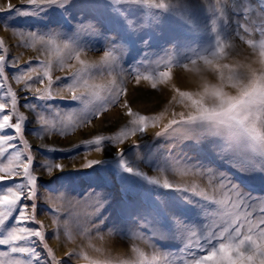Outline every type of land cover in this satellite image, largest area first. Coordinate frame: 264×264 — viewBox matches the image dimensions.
Here are the masks:
<instances>
[{
  "label": "snow or ice",
  "instance_id": "snow-or-ice-1",
  "mask_svg": "<svg viewBox=\"0 0 264 264\" xmlns=\"http://www.w3.org/2000/svg\"><path fill=\"white\" fill-rule=\"evenodd\" d=\"M104 3L119 17L128 35L149 28L160 13L177 14L184 23H192L186 14L184 0H170L169 3L163 0H104ZM76 5L77 0H21V6H18L7 0L5 6H0V14H8L0 18V28L20 36L24 46L36 47L38 42V52L55 46L63 53L56 65L37 57L35 65L29 60L27 66L21 68L17 58L9 54L5 41L0 39V246L4 249L0 251V264H72V260L81 255L88 259L87 254L71 251L64 259L58 260L48 246L49 234L37 220L43 177L51 176L53 170L63 172L66 167L48 159L41 160L39 156L63 151L72 153L79 149L97 153L114 149L113 159L117 162L120 178L133 183L139 181L152 192V199L160 206L157 217H142L137 220V225L149 235L154 247L168 239L183 240V247L178 249L180 258L177 264H264V195L252 194L230 173L199 159L193 160L185 152L188 146L199 152L210 151L221 159L226 158L229 167L242 175H264V39L259 44L253 39L247 40L256 59L237 60L235 57L239 53L216 32L217 21L213 18L211 31L216 35L207 48L203 51L193 48L191 55H186L183 60L170 59L165 70L141 75L131 66L124 67L128 55L124 36L120 32L106 31L92 20L81 19L73 26L71 36H66L59 23L50 20L29 28L16 24L18 18L40 19L52 12L61 16L69 14L65 18L67 23L73 19L71 12ZM137 8L145 9L141 19L135 18ZM239 28L237 24L233 38L244 40ZM259 32L264 37V26L259 27ZM100 40L104 50L100 60L89 62L82 59L83 52L99 50L89 41ZM73 60L76 64L70 62ZM173 65L198 74L200 79L194 91L172 86L175 94L169 103L173 108L179 105L184 110H173L171 119L156 133L157 140H163V147L162 158L155 170L161 175L174 176L183 168L198 173L201 178H210L202 190L182 186L168 178L161 181L149 176L128 159L129 152L139 149L138 143L128 144L126 148L117 147L125 145L137 134L143 137L150 124L156 127L162 119V116L143 115L133 110L129 100L124 98L128 95L124 75L134 79L137 86L142 81H150V88L158 90L172 79ZM57 67L60 71L68 70L69 74L54 76ZM113 73L120 76L119 82L115 77L107 86L93 82ZM10 79L20 86L18 91L13 90ZM36 84L41 87H34ZM57 100L84 106L82 115L70 125H63L62 121L60 127L52 125L61 136L68 127L73 130L88 127L111 106L125 109L129 121L115 135L96 134L68 149L49 146L42 141L33 151V146L25 139L29 132L27 125L33 124L47 131L49 122L44 113L51 112ZM21 107L27 110V114L19 111ZM21 144L25 151L17 150ZM79 155L81 153L75 151L67 159L74 161ZM84 158L86 162L81 165L82 169H92L106 162ZM137 159H142L138 153ZM17 178H20L19 182ZM157 189L168 195L175 208L194 205L203 223L198 228L190 227L175 214L169 215ZM73 198L88 205V211L83 215L84 239L104 242L99 246L86 245L102 257L91 260L90 264H122L107 253L105 236L102 235L107 228L122 241L130 238L121 222L113 223L110 228L107 226L103 212L111 204L110 195L103 189L90 187ZM32 224L38 227H31ZM55 235V232L51 234L52 237ZM131 251H138L135 243L131 245ZM164 255L168 253L165 251Z\"/></svg>",
  "mask_w": 264,
  "mask_h": 264
},
{
  "label": "rangeland",
  "instance_id": "rangeland-1",
  "mask_svg": "<svg viewBox=\"0 0 264 264\" xmlns=\"http://www.w3.org/2000/svg\"><path fill=\"white\" fill-rule=\"evenodd\" d=\"M0 1V6H5L7 0ZM11 2L14 5L21 6V0H11ZM155 2H161V0H155ZM163 2L169 3L170 0H163ZM184 2L186 14L192 21L191 24L184 23L177 14L160 13L158 19L154 21L149 28L132 35H128L124 32L119 17L116 16L109 7L105 6L104 0H77L76 8L71 12L73 19L69 20L67 23L65 22V18L69 14L65 13L64 16H61L59 13L52 12L48 16L40 19L21 17L16 20V24L23 28H29L33 25H43L50 20L52 23H59L63 27L66 36H71L73 26L81 19L84 21L92 20L98 25H102L104 30L120 32L121 35L124 36L128 52L124 67L127 69L131 66V68L138 71L141 75H148L165 70V66L170 59L183 60L186 55H191L190 50L193 48H197L201 51L207 48L210 43L214 42L216 35V33L211 31L210 21L213 18L217 21L215 25L216 32L226 42H236V40H238L252 50L247 44L248 39L255 40L257 44H259L261 39H264V37L260 36L259 32V27L264 26V2H262V0H184ZM221 9L223 10L222 12L220 11ZM144 11L145 9L143 8H137L135 10V18L141 19ZM7 16V13L0 14V18ZM237 24L240 25L239 34L244 36V40L233 38ZM3 31V28H0V32ZM8 32L11 34L10 40L1 37L0 39L5 41V46L8 47L9 54L17 58L18 66L21 68L26 67L29 60H32L35 65L37 57H39L41 61H48L49 54L46 53L45 50L38 52L36 50L37 47H26L23 45V40L20 36L12 35L11 31ZM145 41L148 43L145 44ZM18 43L19 46H16ZM89 43L99 50L85 51L87 54L101 56V54L104 53L102 40L89 41ZM27 55L28 57L25 58ZM44 56L47 58H43ZM55 60L56 59H54L53 62H55ZM57 61L58 59L56 62ZM138 61L139 63H137ZM189 67H191V65H189ZM171 71L172 79L166 86L161 85L158 90H152L150 88V81H142L141 85L137 86L134 79L126 74L124 75L123 79L128 89V95L124 97L125 99L130 101L129 97H132L133 95L135 96L138 91H143L142 95H140V101H138L139 104L141 103L143 105V108H140L139 105L136 107L131 106L134 111H138L143 115H158L162 111V107L158 105L160 107L154 110L153 103L155 100L153 96L155 97L158 95L160 98L162 97V104L164 102L169 103L172 96L175 94L172 91L173 85L185 91L196 90L200 79L198 74L175 65L172 66ZM63 72L64 71L57 69L53 75L64 76L69 74H61ZM112 76L114 78L117 75L116 73H113ZM117 78V81L119 82L120 76H117ZM9 83L14 91H18V85L14 81L10 79ZM34 87L41 86L36 84ZM164 89L167 90L166 95L161 91ZM55 105L56 107L51 112L44 113L49 122L48 129L50 132L40 136V133L43 132V128L33 126V124L27 125L29 132L26 134L25 139L28 140L30 145L33 140L32 136L37 138L45 136L44 140H49L50 136H52L59 142L65 141L70 137L85 134L88 130H92L95 127H104L105 130H102L99 134L115 135L129 121L125 109L119 106H111L107 112L101 114L99 118L94 119L92 124L88 127L76 128L75 130L68 127L65 129V135L61 136L59 131H54L52 129V125L56 124L57 127H60V121L63 122V125H70L72 120L78 119L80 117L79 115H82V109L84 106H80L79 104L72 105L68 100H57ZM10 107L11 105L9 103V108ZM89 107L92 106L89 105ZM173 110L182 111L184 109L179 105H176L175 108L168 111V114L165 116L166 120L161 121L156 127H152L150 124L143 137H140V135L137 134V136L130 137L129 142L125 145H117V147L126 148L128 144L138 143L140 145L139 149L129 152L128 159L130 162L147 172L149 176L158 178L161 181L168 178L170 181L181 184L182 186H191L198 190H202L205 185L209 183L210 178H201L199 175L197 180H192V178H190L189 181H182L179 180V177L176 175L172 176L168 173L161 175L155 170L156 164L162 158L160 153L163 147V140H157L156 133L161 131L163 125L167 124L171 119V113ZM19 111L27 114V110L22 107L19 108ZM37 133H39V135H37ZM17 150L25 151L22 144ZM34 150L35 146H33V151ZM75 151L83 153L87 152L84 149L74 150L73 152L75 153ZM185 152H187L193 160L199 159L205 164H211L218 169L230 173L237 183L252 194L257 196L264 195V175H256L253 177L242 175L229 167L226 158L221 159L210 151L199 152L194 147L188 146L185 148ZM72 153H69L68 151L46 153L40 155L39 159H48L51 161L61 160V158L67 159ZM137 153L142 159H137ZM113 157L109 160L104 159L106 163L96 165L92 169L77 168L79 166L72 169L68 168L64 169L63 172H58L53 178L42 181L43 184L41 190L43 193L45 192V194L49 196L51 195L55 202H61L64 200V203L66 204V206H51L47 196H45L46 198L41 196L38 201L39 207L37 210V220L43 224L44 231L50 236V238L47 239L48 246L53 250L58 260L64 259L65 254L71 251H78L82 254H87V260L81 255L79 259L74 258L72 264H90L91 260L102 259L99 254L91 251L89 247H86L88 244H95L96 246L97 241L84 239V236L82 237V229L84 226L83 215L88 211L87 202L83 201L85 204L80 206L76 205V201L74 202L73 200L74 195L84 193L92 187L97 190L103 189L112 191L115 195V198L113 196L111 197L115 200L111 202L110 206L103 212V217L106 218L107 226L110 228L113 223L121 222V227L129 232V240L141 239L142 242H145L144 245L146 248L144 247L142 251H138L135 258L129 256L134 260H129L131 258L122 259L118 257L122 264H132L133 261L134 264H177V261L180 258L178 249L183 247L184 241L168 239L160 241L156 248L153 247L149 235L141 230L137 225V220L148 216L155 219L160 206L156 205L155 201L152 199V192H150L143 183L139 181L133 183L131 180L125 181L120 178L117 174V162ZM257 159H259V157H257ZM68 164H71V162H68ZM19 179L20 178H17L18 182ZM106 181L110 183H107ZM156 192L159 194V198L163 202V206L169 215L175 214L190 227L198 228L203 223L202 217L194 205L175 208L168 200V195L162 189H157ZM59 225L62 230L61 238L63 240L65 239L64 241H66V243L60 250H57L52 243H56L59 234H56L54 237H52L51 234L57 231ZM254 225L255 221L252 222L253 227ZM30 226L38 227V225L35 224ZM71 232H73V238L70 237ZM76 233L78 235H76ZM92 235L94 237L95 233ZM102 235L105 236V240H109L108 238L111 240L119 239L118 236H113L109 233L107 228L103 230ZM3 250V247L0 246V251ZM165 251L168 253L167 256L164 255ZM139 258H141V260Z\"/></svg>",
  "mask_w": 264,
  "mask_h": 264
},
{
  "label": "bare ground",
  "instance_id": "bare-ground-1",
  "mask_svg": "<svg viewBox=\"0 0 264 264\" xmlns=\"http://www.w3.org/2000/svg\"><path fill=\"white\" fill-rule=\"evenodd\" d=\"M1 2V1H0ZM6 5V4H5ZM0 37L1 38H4V39H7V40H10V37H11V34L9 33V32H0ZM31 43V42H30ZM227 43H229V44H231L232 46H233V50L234 51H236V52H238L239 53V55L238 56H236L235 57V59H237V60H241V61H243L245 58H252V59H256L257 57H256V54L249 48V47H246L245 45H243V43H240V41H238V40H236V42H231V41H228ZM36 47H39V44H38V42L36 43ZM50 51V52H49ZM46 53H48L49 54V57H48V61H51L54 65H56L57 64V62H56V60L58 59H60V57L63 55V53L62 52H58L57 50H56V47L55 46H52V47H50V48H48V50L46 51ZM104 54V53H103ZM103 54H101V56H99V55H96V54H87L86 52H83L82 53V56H81V58L82 59H85L86 61H89V62H94V61H99L100 60V58L103 56ZM26 57H28V55L27 56H25V58ZM43 58H47L46 56H44ZM54 59H56L55 60V62H53L54 61ZM71 63H73V64H76V62L73 60V61H70ZM77 67H79V65H76ZM58 68H56V70H57ZM55 70V71H56ZM74 70V69H73ZM54 71V72H55ZM65 73H69V71H64L63 73H61V74H65ZM115 78L116 79H118L117 78V76H115ZM113 79V76L111 75V76H108V75H106V76H104V77H99V78H97V79H95L93 82L94 83H96V84H99V85H101V86H107L108 84H109V81H111ZM165 88V87H164ZM19 89V85H18V87H17V90ZM161 91H163V93L166 95L167 94V90H161ZM142 93H143V91H138V93H136L135 94V96L133 95L132 97H129V99H130V103H131V106H133V107H136V106H138L139 105V107L140 108H143V105L140 103L139 104V102L138 101H140V95H142ZM153 98H154V100H155V102L153 103V108H154V110H156V108H159L160 106L162 107V111L158 114V116H162V119H161V121H164V120H166V115L168 114V111L170 110V109H173L172 108V105L170 104V103H163L162 104V97L160 98V96H153ZM161 99V100H160ZM159 100V101H158ZM156 101H158V102H156ZM162 104V105H161ZM158 105H160V106H158ZM80 106H82V105H80ZM79 106V107H80ZM160 111V110H159ZM176 112H179V110H176ZM45 115V114H44ZM79 116H81V115H79ZM46 117V116H45ZM164 118V119H163ZM54 119V118H53ZM105 119V118H104ZM103 119V120H104ZM160 121V122H161ZM33 126H36V125H33ZM102 130H105L104 129V127H100V128H98V127H95L94 129H92V130H88L85 134H82V135H78V136H74V137H70V138H67L65 141H57L56 140V138H54V137H52V136H50V139L49 140H44L45 138V136H42V137H40V138H37V137H34V136H32L33 137V140H32V142H31V145H33V146H36V145H39L42 141H43V143H45V144H47V145H53V146H55V147H60V148H64V149H68V148H71L73 145H75V144H77V143H81L84 139H86V138H88V139H90V138H92L94 135H96L97 133L99 134V132H101ZM42 133H40V136L41 135H44V134H46L47 132H50L49 131V129H47V131H45L44 129H42ZM129 142V141H128ZM127 142V143H128ZM81 153V155H79V156H77V158L74 160V161H72V160H69V159H61V160H54L53 162H58V163H62V164H64L66 167H65V169H68V168H76L77 166H79V167H77V168H80V169H82L81 168V165L83 164V163H85L86 161H85V156H86V158H87V160H104V159H110V158H112L113 156H115V151H114V149L113 150H110V151H108L107 153H97V152H95V151H87V152H80ZM75 153L73 152L72 153V155H74ZM42 160H44V159H42ZM68 162H71V164H68ZM106 163V162H105ZM68 164V165H67ZM191 171H186V170H184L183 168H180V169H178V172H177V174H175L177 177H179L178 179L179 180H182V181H189V179L190 178H192V180H197L198 179V177H199V174L198 173H194V172H191L192 173V175H191V173H190ZM56 174H58V171H53V173H52V175L51 176H47V175H45L44 177H43V179L44 180H48V179H51V178H53ZM39 175V174H38ZM105 182V181H104ZM107 183H110V182H108V181H106ZM109 186V185H108ZM104 191H106L109 195H110V197H114L115 198V195L113 194V192L112 191H107V190H104ZM45 196H47L48 197V200H49V202L51 203V206L53 205V206H55V207H57V206H60V205H65L66 206V204L64 203V200L63 201H61V202H55V200L53 199V197L50 195H47V194H45V192L43 193V195H42V197L43 198H46ZM73 200H74V202L76 201V205H80V206H82V205H84L85 203L83 202V201H77V200H75L74 198H73ZM115 199H113V198H111V202H113ZM83 203V204H82ZM67 206H69V205H67ZM69 207H71V206H69ZM114 220V219H113ZM70 224V223H69ZM122 224V223H121ZM56 234H59V236L57 237V239H56V243L54 242V240H53V242L54 243H52L53 245H54V247H55V249H57V250H60L61 248H62V246L63 245H65V243H66V241H64L62 238H61V234H62V230H61V227H60V225H59V228L57 229V231L55 232ZM76 235H78L77 233H76ZM135 236V235H134ZM139 236V235H138ZM137 236V237H138ZM70 237H72L73 238V232H71L70 233ZM82 237H83V235H82ZM107 237V236H106ZM140 237V236H139ZM138 237V238H139ZM108 238V237H107ZM133 238V237H132ZM109 240H106V244H105V248L107 249V253H109L110 255H111V257H113V258H118V257H120V258H127V259H129V258H131V257H129V256H132L133 258H135V255H137L136 253L138 252V251H142V249H144V247H145V245H144V243L145 242H142V240L141 239H138V240H134V239H128V240H126V241H122L120 238L118 239V240H111L110 238H108ZM88 240H92V239H88ZM78 241V240H77ZM100 243H104L103 241H100V242H97L96 243V246H99V244ZM133 243H135L136 244V247H137V249H138V251L137 252H135V253H132V251H131V245L133 244ZM152 244V243H151ZM154 247V246H153ZM146 248V247H145ZM154 248H156V247H154ZM157 250H158V248H157ZM151 251V250H150ZM160 251V250H159ZM148 252V251H147ZM142 256V255H141ZM140 256V257H141ZM147 256V255H146ZM133 258H131V259H129V260H134ZM140 260H141V258H139ZM151 264V263H150Z\"/></svg>",
  "mask_w": 264,
  "mask_h": 264
}]
</instances>
